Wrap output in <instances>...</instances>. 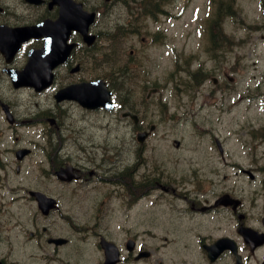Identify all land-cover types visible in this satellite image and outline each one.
I'll return each mask as SVG.
<instances>
[{
  "label": "flooded vegetation",
  "instance_id": "1",
  "mask_svg": "<svg viewBox=\"0 0 264 264\" xmlns=\"http://www.w3.org/2000/svg\"><path fill=\"white\" fill-rule=\"evenodd\" d=\"M119 1L0 0V190L12 172L21 183L16 219L0 201V264H264L263 56L241 87L225 56L174 58L168 75L152 65L124 85L137 50L102 62ZM70 8L95 14L93 43L70 28ZM45 40L49 85L15 88L9 73ZM98 80L110 108L55 98ZM232 110L243 115L230 125Z\"/></svg>",
  "mask_w": 264,
  "mask_h": 264
},
{
  "label": "rangeland",
  "instance_id": "2",
  "mask_svg": "<svg viewBox=\"0 0 264 264\" xmlns=\"http://www.w3.org/2000/svg\"><path fill=\"white\" fill-rule=\"evenodd\" d=\"M141 1H119L117 17L108 23L114 27L112 39L108 41L107 37L102 36V43L112 46L102 49V59L105 58V54L114 59L115 57L120 59L124 55L129 58L131 57L129 49L133 48L135 53L137 50L138 58L131 64L132 67L128 69L125 65L122 66L130 75L123 79L124 85L130 83L135 88V85L137 87L138 84L144 83L141 77L152 65L154 73L165 70L168 75V71L173 70L174 58L183 65L184 59L192 55L194 59H189L190 65L205 62L207 66H211L220 61L223 54L233 67L230 74L235 77L236 87H241L244 82L252 80L254 75L252 64L256 63L257 66L261 56L264 63V39L260 37L262 31L258 19L261 14L257 0H146L145 3ZM153 2H158L159 5ZM226 3L231 4V10L225 8ZM217 4L224 5L226 14L221 12V17L215 18L213 8ZM150 10L152 13H148ZM109 17L104 13L102 19ZM151 33L156 34L158 38L154 44L149 43ZM208 33H212L215 38L223 34L229 41L225 47L216 45L210 50ZM140 37H146L147 40L141 43ZM210 52L215 54V57H211ZM142 53L144 55H141ZM139 63H143V66L139 67ZM174 92L172 83H167L163 88L164 96L174 97ZM242 115L243 111L232 110L230 125ZM118 139L123 138L119 135ZM119 144L124 145V142ZM24 172L20 177H23ZM12 180L14 183L2 182L0 193L4 194V197H1L0 201H4L3 205L16 219L19 216L17 210L20 209L16 191L20 190L21 183L17 181L13 172ZM23 255L24 253L21 254Z\"/></svg>",
  "mask_w": 264,
  "mask_h": 264
},
{
  "label": "water",
  "instance_id": "3",
  "mask_svg": "<svg viewBox=\"0 0 264 264\" xmlns=\"http://www.w3.org/2000/svg\"><path fill=\"white\" fill-rule=\"evenodd\" d=\"M85 24L82 25V32L86 34L88 26L93 21V15L92 14H85ZM83 16V14H82ZM89 36L86 35V39ZM49 54L47 48H44L43 50L39 52H31L29 54V60L26 65V67L16 74L12 75L13 82L15 86H21V85H28L34 87L36 90H40L46 86V84L49 83L50 80V66L47 64ZM37 67V69H36ZM87 85H80L75 87H70L65 90H62L63 93H68L73 88H78L80 92H82V89H85ZM68 96V94H66ZM68 97H71L69 95ZM78 99L79 102L82 104H88L93 105L95 107L102 105L103 101H101L98 97L94 101L93 99L83 97L82 94L79 95V97L75 96ZM60 98V97H58ZM27 151H17V157H22Z\"/></svg>",
  "mask_w": 264,
  "mask_h": 264
}]
</instances>
